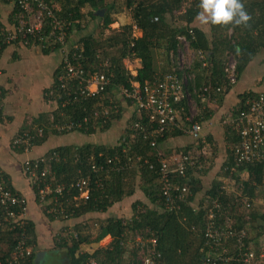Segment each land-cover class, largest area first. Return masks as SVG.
Segmentation results:
<instances>
[{
    "label": "trees",
    "instance_id": "obj_1",
    "mask_svg": "<svg viewBox=\"0 0 264 264\" xmlns=\"http://www.w3.org/2000/svg\"><path fill=\"white\" fill-rule=\"evenodd\" d=\"M5 1L13 2L15 6L16 0ZM46 2L55 10L56 18L68 23L65 26V40L48 43L43 38L28 36L26 41L37 46L42 45L41 49L44 52L62 51L66 48L70 54L79 53L85 73L87 75L95 71L103 73L108 78V83L93 96L62 106L56 95L71 91L73 88L69 86V81L66 90L60 88L57 77L62 70L61 62L55 68L53 82L44 90L43 95L48 101L54 100L55 107L50 113L39 115L30 124L27 123L18 133L23 131L32 133V147L41 144L51 134L79 132L87 139L79 145L55 146L39 156L43 162L38 164L37 170L48 167L51 185L64 186L63 192L57 195L56 202L49 198L45 201L40 200L38 187L29 182L24 170L25 159L23 160L21 171L33 191L35 201L45 212L53 209L52 214H46L49 217L67 220L93 212H106L126 197L133 196L137 188L146 198V201L139 199L131 203L133 214L130 218L109 216L106 219H94L92 222L83 220L75 225L73 233L54 238V248L65 250L67 264H141V259L149 256L151 243L148 239H155V250L159 253L158 257L152 259L153 264H200L202 253L199 248L205 244L207 210L214 201L222 204L220 215L216 213L214 221L221 224L224 231L228 226L233 231L245 229L249 245L251 241H255V235L250 234L252 229L256 228L257 234L264 236V211H257L254 206L257 198L264 202V162L236 164L234 150L238 136L233 122L227 121L221 125L226 155L217 174L219 177L211 179L207 187L203 182L204 177L209 168L212 169L211 162L218 147L210 135L205 141L202 140L203 137L193 139L192 143L182 145L179 149L175 148L169 155L166 154L170 152H167L168 148H164L172 138L189 136L184 131L190 123L202 125L204 120L209 119L221 104L225 94L237 83L247 65L262 51L264 52V0H242L250 15L247 26L210 24L209 36L199 27L191 25L197 13L201 11L198 7L199 0H46ZM131 6L132 22L120 23L117 28L111 27L110 24L117 20L114 13H120L122 8ZM182 6L185 7L184 12L176 14ZM100 10L104 11L103 15H96ZM154 17H157V20H154ZM91 20L97 22L95 28L92 27L90 32L80 35ZM133 25L141 31V36L132 37ZM49 30L50 26L47 23L43 29L44 34ZM77 33L80 36H76ZM180 35L186 36L189 40V50L194 53L189 64L180 63L179 51L182 49L178 38ZM7 46L10 45L2 46L0 53ZM198 51L202 53L201 56ZM230 56L235 61L237 73L236 82L232 84L224 72ZM136 60L138 65L132 74L127 63ZM262 62L264 63V56ZM165 74L173 75L179 80L184 74L192 75L184 88L194 96L196 113L193 115L184 99H181L172 104L179 126L164 124L161 133L150 136L145 131L157 130L158 122L150 119L147 111L138 112L133 100L121 94L119 87L132 90L134 83L141 87L151 86L162 80ZM258 86L259 89L251 88L240 92L237 95L238 102L228 112L234 116L246 107L247 101L256 99L260 94L264 95V76L255 82V87ZM3 95V91H0V102ZM129 107L130 114L123 119L125 109ZM123 120V129L118 132L114 144L109 145L110 140L107 141L105 138L103 141L98 139V134L108 135L116 125L115 122ZM70 122L75 125L68 128ZM142 128H145V131H142ZM39 129L41 134H37ZM12 141L13 138L10 147L15 152L24 151L22 147L14 146ZM54 154L59 156L58 161L54 159ZM158 155L168 162L174 155L180 159L186 155L188 160L194 162L193 166L188 161L185 162L182 173L178 171L169 173L173 185L170 193L174 195L172 197L177 206L171 210L164 209ZM111 157L116 159L112 164H108L107 159ZM129 157L133 160H128ZM136 157H140V160H136ZM207 163L209 164L203 167ZM91 164H102L103 169L92 172ZM118 165L123 168L116 170L115 167ZM109 166H112V169ZM2 173L6 185L12 192L19 193L12 188L7 175L3 171ZM86 176H89L91 181L89 196L86 200L75 201L72 196L78 192L70 184ZM97 179L99 186L95 187L93 182ZM182 188L186 190L181 191ZM180 193L182 197L178 199L176 196ZM245 201L250 204L249 208L245 207ZM61 209L64 210L65 216L60 214ZM25 219L21 228L13 229L7 222H0V264H9L12 247L22 234L27 237V243L32 247L31 254L26 256L21 264L33 263L36 253L35 229L32 221ZM256 220H259L260 224L254 226ZM229 222L231 224H228ZM138 234L145 241L144 245L134 240ZM106 236L111 238L106 246L98 247L91 252L80 249L82 244L97 243ZM232 237L221 235L218 246L213 250L217 263L235 264L227 258L233 260L234 256L240 262L242 257L240 252H246L245 248L239 250L234 247ZM132 241L134 244L131 245ZM255 249L254 251L251 245V251H254L251 264H264V242Z\"/></svg>",
    "mask_w": 264,
    "mask_h": 264
},
{
    "label": "built area",
    "instance_id": "obj_2",
    "mask_svg": "<svg viewBox=\"0 0 264 264\" xmlns=\"http://www.w3.org/2000/svg\"><path fill=\"white\" fill-rule=\"evenodd\" d=\"M15 7L16 11L13 16V23L9 27H0V48L19 41H26L28 36H37L39 39L43 38V40L48 43L63 42L65 40V26H67L68 23L61 22L55 17V10L52 6H49L46 0H16ZM128 8L132 9V6ZM184 10L185 7L182 6L181 10L177 11L176 14H180L184 12ZM154 20H157V17H154ZM47 23L48 26H50V30L48 33L44 34L43 29ZM138 32L139 30L133 25L132 37H138L135 34ZM189 32L192 33V30L189 29ZM178 38L182 44L181 50L190 51L189 40L186 36L180 35ZM198 54L201 56L202 53L198 51ZM192 56H194V53H192L191 57H188L187 64L192 60ZM80 59L81 55L79 53L70 54L66 48L62 50L60 60L62 70L57 80L60 83L59 86L61 89L66 90L68 81L69 86L73 88L71 91H64L56 95L57 98L60 99V105L62 106L93 96L104 89L108 83V78L103 73L95 71L87 75ZM179 59H181V57H179ZM180 63L183 62L180 60ZM129 70L132 74L135 73V68H129ZM224 72L231 84L236 82L237 73L235 70V61L232 56L229 57L224 67ZM191 78V74H184L181 80L173 75L165 74L162 80L158 83L151 84V86L144 85L141 87L134 83L132 90L119 87V91L125 97L133 100L134 106L138 112L142 110L147 111L150 115V119H154V121L158 122L157 130L148 132L145 131V128H142V131L147 132L151 136L154 133H161L164 129V124L179 126L176 121L177 115L172 106L173 103L184 99L189 110H191V106L194 105V103L196 104L194 96L184 88ZM246 103L247 105L244 109L239 110L234 116L228 113L223 121V123L227 121L234 123V128L238 136V143L235 145L234 150V159L237 165L264 162V95L260 94L256 99H252ZM77 124L79 125V123ZM74 125L75 123L70 122L67 127L70 128ZM184 132L191 138L198 139L203 136V127L199 123H190L186 126ZM37 134H41V129L38 130ZM32 138V133L23 131L13 137L12 144L18 148L22 147L25 152H29L32 149ZM202 140L205 141L203 138ZM54 159L58 161L59 156L54 154ZM115 159L116 157H111L107 159V163L112 164ZM131 159L133 160L131 157L128 158L130 161ZM136 160H140V157H136ZM157 161L159 163L160 179L163 182L161 193L165 200L164 209L171 210L177 208L172 197L174 195L170 193L173 185L169 179V173H174L175 171L182 173L185 162L188 161L192 166L194 162L193 160H188L186 155H183L181 159L177 156H172L169 162L167 159L158 155ZM41 162H43V159L39 157L27 158L23 162L24 170L26 171L29 182L37 185L40 200L45 201L49 198V200L56 202L57 195L63 192L64 186L62 184H56L54 187L51 185L49 182V168L45 166L37 170L38 164ZM207 164L203 165V167H206ZM109 167L112 169V166ZM122 168L123 166L120 165L115 167L116 170ZM197 168L198 166L196 169ZM90 169L92 172H96L103 169V165L91 164ZM89 184L90 182L87 176L80 177L71 183L70 186L76 188L78 192L77 195L72 196V199L75 201L86 200L90 191ZM185 190V188H182L181 191ZM176 197L178 199L181 198L182 193L178 194ZM244 204L246 208H249L250 204L247 201H245ZM221 207V202L214 201L212 206L207 210L208 222L204 230L205 244L199 248L200 253H202L200 264H221L217 263L216 256H213V250L218 246L221 235H225V237L233 236L234 247H237L239 250H241V248L247 249L246 252H240L242 256L241 260H239L240 262H238V259L234 256H232L233 260L231 258H227V260L229 259L235 264H251V259L254 254L253 251H251V244H248L250 241L246 239V230L240 228L237 231H233L230 226H228L224 231L222 225L214 221L216 213L220 215ZM0 209V222H7L11 229L15 227L21 228L25 223L23 216L27 211L26 199L19 193L12 192L6 185L2 171H0ZM47 212H53V209H48ZM60 212V214L66 215L64 210L61 209ZM228 224H231V222ZM26 239L27 237L22 234L20 239L16 240L12 247V256L8 261L9 264H21L22 260L31 254L32 246L27 243ZM148 241L151 243L148 252L149 256L143 257L141 259V264H153L152 259L159 256V253L155 250V239H148ZM137 242L144 245L145 241L142 240L141 236H137ZM235 259L237 260L236 262Z\"/></svg>",
    "mask_w": 264,
    "mask_h": 264
},
{
    "label": "crops",
    "instance_id": "obj_3",
    "mask_svg": "<svg viewBox=\"0 0 264 264\" xmlns=\"http://www.w3.org/2000/svg\"><path fill=\"white\" fill-rule=\"evenodd\" d=\"M14 7L13 2L0 0L2 27H9L13 23V16L16 11ZM191 25L202 29L207 36L211 34L210 24H202L197 17ZM139 33H141L140 30ZM42 47V45L37 46L29 41H19L7 46L0 53V91L4 93L0 102L2 108V118L0 119V169L7 175L12 188L26 199L27 212L24 216L32 221L35 229L34 244L36 253L32 264H67L65 250L54 248V238H57L58 235L73 233L75 225L83 220L92 222L94 219H106L109 216L130 218L127 215L128 210L121 212L120 208L123 205L125 206L128 200L130 204L134 200L133 196L126 197L106 212H93L67 220L49 217L46 214H52L53 212L43 211L35 201L33 191L28 186L27 180L21 171L23 160L42 156L49 149L58 145H79L87 139L85 135L79 132H71L65 135L51 134L41 144L32 147L29 152L22 151L18 153L10 147L11 139L18 134L21 128L27 123L30 124L39 115L50 113L55 107V101H48L44 99L43 95L44 90L48 89L53 82V73L60 62L62 51L44 52L41 49ZM263 56L264 52L262 51L254 61L247 65L237 83L225 94L214 114L203 121L202 137L204 140L210 135L218 148L221 147V143L224 144L221 124L225 119L217 121L216 115H222L226 110L229 111L238 102L237 95L240 92L251 88H260V86L255 87V82L264 76ZM193 141V138L187 135L176 139L172 138L164 148H168L167 151H173L175 146L182 147V145ZM218 153L211 162L212 169L209 168L207 175L204 177L205 179H212L218 174L223 157L226 155L225 153L219 156ZM83 232L85 231H81V233ZM103 239V244L101 241L82 244L80 249L91 252L98 247L106 246L111 240L110 236ZM41 255H43V260H41Z\"/></svg>",
    "mask_w": 264,
    "mask_h": 264
},
{
    "label": "rangeland",
    "instance_id": "obj_4",
    "mask_svg": "<svg viewBox=\"0 0 264 264\" xmlns=\"http://www.w3.org/2000/svg\"><path fill=\"white\" fill-rule=\"evenodd\" d=\"M118 14H119V17H118ZM116 15V21H114L113 23H111L110 24V26L111 27H115V26H118L120 23H123V24H127V23H129V22H132V18H131V15H132V10L130 9V8H122V10L120 11V13H114V16ZM123 20V21H122ZM97 22L96 21H94V20H91L90 22H89V25L86 27V29L84 30V32L83 33H79L80 35H82V34H84L85 32H87V31H91L93 28H95V24H96ZM93 27V28H92ZM138 37L139 36H141L142 34L141 33H135ZM76 35V34H75ZM80 35H78V33H77V35L76 36H80ZM179 57H181V62H183V63H187L188 62V57H191V55H192V52L191 51H184V50H181L180 52H179ZM128 64V66H129V68H135L136 67V65H138V62H137V60L136 61H131V62H129V63H127ZM196 108H197V105L194 103V105H192L191 106V113L194 115L195 113H196ZM126 111H125V114H124V116H123V119H125L126 117V115L127 114H130V110H131V108L129 107V108H126L125 109ZM230 110V109H229ZM228 110H226L225 112H224V114H217L216 116V118H218V120L217 121H222V120H224L226 117H227V115H228V113L229 112H227ZM222 116V117H221ZM221 118V119H220ZM115 126L111 129V131H110V133L108 134V135H97V137H98V139H100V141H103V139L105 138V140H110V142H108V143H110L109 145H112V144H114L116 141H115V139L118 137L117 135H119V133L122 131V129H123V126H124V120L123 121H119V122H115ZM221 124V123H220ZM223 124V123H222ZM221 124V125H222ZM116 128V129H115ZM119 132V133H118ZM178 145V144H177ZM223 147H224V144L222 145V143H221V147L220 148H216L215 149V153L214 154H217L218 152V155L220 156L221 154H225L226 152L224 151V149H223ZM175 148L176 149H179L180 148V146H175ZM168 152V151H167ZM166 153V152H165ZM172 154L173 153V151H170V152H168V153H166L167 155H169V154ZM175 156V155H174ZM225 157V156H224ZM223 157V158H224ZM210 163V162H209ZM208 163V164H209ZM207 164V165H208ZM219 173V172H218ZM88 177V180H89V176H87ZM215 177H219L218 175H216ZM245 177V176H244ZM214 178V177H213ZM212 178V179H213ZM210 181H211V179H209V178H207V179H205L204 178V185L207 187L209 184H210ZM89 182L91 183V181L89 180ZM232 184V183H231ZM93 185L95 186V187H98L99 186V180L97 179V180H94V182H93ZM138 189V188H137ZM136 189V192H135V194L133 195V200H139V199H143V200H145L146 201V198L142 195V193H141V191H139V190H137ZM234 189V188H233ZM260 192V191H259ZM259 192H258V195H259ZM258 200H256V202L254 203V206H255V208H256V210L257 211H264V202H262L261 200H259V198H257ZM124 200V199H123ZM128 203L124 206H122L121 208H120V211L121 212H125V210H128V217H131L132 216V214H133V211L132 210H130L131 209V204L129 203V200L127 201ZM261 202V203H260ZM27 212V211H26ZM26 217L25 216H23V219L24 220H26L25 219ZM258 224H260V221L259 220H256V222L254 223V226H256V225H258ZM250 230V229H249ZM257 231L258 230H256V228H254V229H252L251 231H250V234H251V236H254V238H255V241L253 240V241H251V245H252V247H253V250L255 251L256 249V246H258V245H260L261 243H263L264 241V236H262V234H257ZM94 234H95V230H94V232H93ZM137 236H140L139 234L138 235H135V237H134V240L137 242ZM256 242H257V244H256ZM101 243L103 244L104 243V239H102L101 240ZM131 245L132 244H134V241H132L131 243H130ZM252 250V251H253ZM253 251V252H254ZM42 254V253H41ZM41 260H43V255H41ZM50 260V259H49Z\"/></svg>",
    "mask_w": 264,
    "mask_h": 264
},
{
    "label": "clouds",
    "instance_id": "obj_5",
    "mask_svg": "<svg viewBox=\"0 0 264 264\" xmlns=\"http://www.w3.org/2000/svg\"><path fill=\"white\" fill-rule=\"evenodd\" d=\"M198 7L197 18L202 24L247 26L250 20L242 0H199Z\"/></svg>",
    "mask_w": 264,
    "mask_h": 264
},
{
    "label": "water",
    "instance_id": "obj_6",
    "mask_svg": "<svg viewBox=\"0 0 264 264\" xmlns=\"http://www.w3.org/2000/svg\"><path fill=\"white\" fill-rule=\"evenodd\" d=\"M103 13H104V11H103V10H100V11H97V12H96V15H98V16H102Z\"/></svg>",
    "mask_w": 264,
    "mask_h": 264
}]
</instances>
